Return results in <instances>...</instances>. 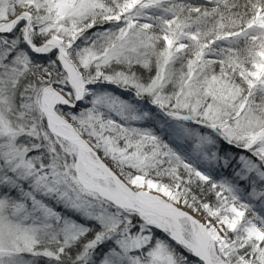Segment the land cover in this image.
<instances>
[{
    "label": "snow or ice",
    "instance_id": "snow-or-ice-1",
    "mask_svg": "<svg viewBox=\"0 0 264 264\" xmlns=\"http://www.w3.org/2000/svg\"><path fill=\"white\" fill-rule=\"evenodd\" d=\"M0 264H264V0H0Z\"/></svg>",
    "mask_w": 264,
    "mask_h": 264
}]
</instances>
